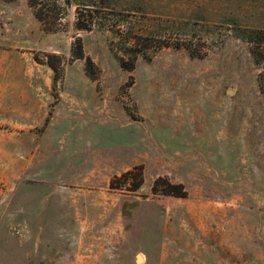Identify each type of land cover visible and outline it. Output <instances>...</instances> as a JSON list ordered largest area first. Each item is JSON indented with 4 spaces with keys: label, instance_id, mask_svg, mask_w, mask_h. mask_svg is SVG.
<instances>
[{
    "label": "rangeland",
    "instance_id": "374dc122",
    "mask_svg": "<svg viewBox=\"0 0 264 264\" xmlns=\"http://www.w3.org/2000/svg\"><path fill=\"white\" fill-rule=\"evenodd\" d=\"M36 1L0 0V264H264V0Z\"/></svg>",
    "mask_w": 264,
    "mask_h": 264
},
{
    "label": "trees",
    "instance_id": "16d2710c",
    "mask_svg": "<svg viewBox=\"0 0 264 264\" xmlns=\"http://www.w3.org/2000/svg\"><path fill=\"white\" fill-rule=\"evenodd\" d=\"M36 0H27V4L30 8L35 9L36 7ZM41 10H36L35 13H37V18L40 19V16H38L39 12ZM42 21V19H40ZM78 29H83V27L78 26ZM245 35L247 36H254V35H258L259 39L262 41V33H256L254 31L251 32H244ZM264 55V53H263ZM74 58L76 59H81L82 58V52L81 50H79V52L77 54L73 55ZM51 59V58H49ZM46 65L51 69L53 76H52V89L54 90L56 88V83L59 79V70L58 67L56 66L55 63L49 60V62H46ZM88 66H92V63L90 60L87 61V68ZM93 67V66H92ZM87 74L89 75V77H93L92 73L89 72V70L87 69ZM121 179L124 180V183H129V185L131 184V188L130 191H136L137 189L140 188V186L143 183V174H142V168L140 166H135L133 169L123 173L120 177ZM115 181L116 178L114 180L111 181L110 183V188L111 189H117L118 186L115 185ZM151 192L153 194H161V195H165V196H173V197H177V198H184L186 197V192L184 190V187L181 184H172L164 179H157L154 181L152 187H151Z\"/></svg>",
    "mask_w": 264,
    "mask_h": 264
}]
</instances>
